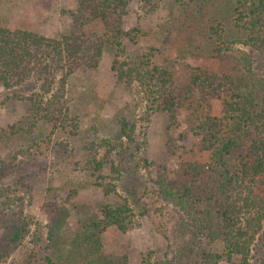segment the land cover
I'll list each match as a JSON object with an SVG mask.
<instances>
[{
    "label": "trees",
    "instance_id": "obj_1",
    "mask_svg": "<svg viewBox=\"0 0 264 264\" xmlns=\"http://www.w3.org/2000/svg\"><path fill=\"white\" fill-rule=\"evenodd\" d=\"M174 1L183 7L184 21L198 24L193 45L199 34L212 42L210 57L222 68L204 62L179 70V75L173 61L156 63L149 52L124 58V39L136 42L140 32L124 27L132 0H77L69 27L57 37L0 26V82L7 90L35 84L29 95H14L28 102L33 127L45 120L54 129L74 130L68 78L81 69H96L104 51L113 49V71L126 86L139 87L147 114L165 113L170 126H180L179 111L187 110V130L208 153L206 160L185 161L174 169L167 163L157 165L158 197L176 209L177 225L164 234L168 247L163 259L153 262L150 250L142 264H219L234 257L248 264L264 230V74L254 66L251 53L238 55L223 48L222 24L206 16L217 0ZM233 12L234 24L244 32L238 40L264 52V0H235ZM92 22L99 29L87 32ZM203 50L197 43L198 57L209 55ZM212 99L222 100L220 115L210 113ZM120 129L132 140L134 126L128 128L122 120ZM116 144L123 145L104 139L99 146L110 152ZM93 158L95 168H102L103 159ZM13 192L10 186H0V216L21 201ZM100 213L73 229L68 207L52 209L45 248L32 255L41 254L44 264H127V255L104 252L102 234L111 226L126 232L133 223L131 205L106 203ZM22 231L30 233L26 223L16 225L13 240ZM262 242L258 264H264ZM207 245L212 249L207 251Z\"/></svg>",
    "mask_w": 264,
    "mask_h": 264
},
{
    "label": "rangeland",
    "instance_id": "obj_2",
    "mask_svg": "<svg viewBox=\"0 0 264 264\" xmlns=\"http://www.w3.org/2000/svg\"><path fill=\"white\" fill-rule=\"evenodd\" d=\"M76 4L77 0H0V26L57 37L69 27ZM234 5L235 0H217L206 16L222 24L223 48L238 55L251 53L254 66L264 74V52L238 40L244 32L234 24ZM182 12L183 7L174 0H132L124 27H138L140 32L136 42L124 39L126 55L122 57L149 52L156 63L173 61L179 75V70L204 62L222 68L210 57L212 42L199 34L193 45L191 38L198 24L184 21ZM98 29L96 22L86 26L87 32ZM197 43L209 54L206 58L197 56ZM114 57L115 51L106 49L96 69H81L68 78L67 102L76 121L74 130L54 129L45 120L33 127L28 102L14 95H29L35 84L7 90L0 82V186H10L22 197L0 216V264H44L41 254L34 257L32 253L45 248L52 209L68 207L69 222L76 229L91 215L101 216L102 205L125 201L132 207L133 223L126 232L109 227L102 234L104 252L127 255V264H142L150 250L153 262L163 259L168 247L164 234L177 225V211L158 197L154 183L157 165L167 163L174 169L185 161L206 160L208 153L199 149L198 138L187 130V110L179 111L180 126H170L165 113L147 114L139 87L118 80L112 69ZM210 102V113L220 115L222 100ZM122 120L128 128L134 126L132 140L122 136ZM104 139L123 145L116 144L107 152V146H99ZM94 156L103 159L102 168H95ZM21 223H26L30 233L22 231L21 237L13 240V231ZM263 240L264 230L248 264L259 263ZM205 248L212 249L209 245ZM219 264L245 263L234 257Z\"/></svg>",
    "mask_w": 264,
    "mask_h": 264
}]
</instances>
